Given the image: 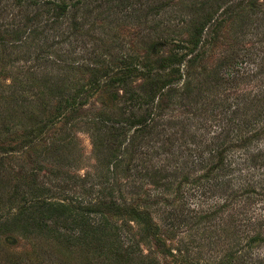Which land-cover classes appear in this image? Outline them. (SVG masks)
Instances as JSON below:
<instances>
[{
    "label": "trees",
    "instance_id": "16d2710c",
    "mask_svg": "<svg viewBox=\"0 0 264 264\" xmlns=\"http://www.w3.org/2000/svg\"><path fill=\"white\" fill-rule=\"evenodd\" d=\"M179 1L175 7V12L180 14L179 21L172 24L171 30V25L158 16L160 10L174 8L176 0H0L3 69L20 59L26 62L47 60L45 64L52 66V48L67 42L68 54H73L76 47L84 46L83 37L95 30L98 20L107 25L122 21L132 26L133 23L139 25L143 18L149 23V42L144 43L148 55L112 53L120 44L108 45L107 50H93L89 52L92 64L82 69L80 76L83 77L75 81L86 93L101 90L107 101L114 102L119 110L114 120L104 119L99 132H93L92 145L94 153L103 155L106 171L109 173L112 166L114 174L124 183L114 182L116 190L106 186L107 177H98L96 185L101 187L99 192L105 199L91 205H80L81 201L66 195L52 196L48 187L39 191L35 180L29 182L27 197L22 196L23 191L18 194L21 185H15L8 229L17 227L19 236L51 237L62 244H70V237L76 231L74 244L66 247L92 250L97 243L100 253L112 264H158L155 258L146 262L141 254L134 257L130 246L124 248L128 236H123V232L127 227L131 230V224L135 223L140 239H151L162 250L165 245L163 226L153 216L161 203L169 209L163 211L165 226L190 227L194 234L202 237L211 229L215 240L207 243L210 252L219 254V264H264V257L255 252L256 246L264 248V49L256 53L244 49L242 61L238 62L229 56L218 58L214 66H204L201 71L204 76L198 79L200 82H193L196 84L190 81L191 72L187 71L185 77L182 73L183 67L189 70L191 65L203 66L204 57L225 37L229 27L233 35L239 31L237 40L242 43L248 41L243 36L262 37L264 0ZM92 4L94 7L90 9ZM185 9L191 16L188 17ZM28 41L32 45L25 46ZM259 60V69L252 73L250 70L240 76L241 69H235L243 61L247 65ZM76 65V59L74 62L71 59L63 69L57 65L60 71L56 73L55 83L49 67L44 69V66L40 70L46 73L39 76L38 82L34 73L29 81L21 84V95L35 90L54 91L53 84L57 89L71 86L68 83L71 74L81 70ZM254 75L261 77L257 90L231 93ZM184 78L181 87H177L176 83ZM136 80L141 81L140 87L131 85ZM193 94L194 104L198 106L187 109L183 120L170 119L163 114L167 109L175 111L177 97ZM79 96L75 90L60 98L55 107V120L60 117L59 113L64 119L63 109L82 105ZM6 103L0 107V135L10 130L7 124L14 123L5 119L3 108L8 111L11 104L8 100ZM48 126L51 123L35 122L29 126L30 130L20 133L19 149L39 141ZM191 126H195L194 131ZM157 145L154 152H161L160 164H146L144 160ZM16 153H20L18 147L4 146L0 139V160L15 158ZM143 153L145 159L141 162L144 164L132 176L134 179L137 175L144 177L156 187L162 186L163 191L159 196L149 194L145 199L137 197L126 202L121 189L134 183L129 174L130 166L136 167L135 158ZM118 165L124 166L122 171ZM167 192L175 196L165 197ZM174 208L180 212L175 213ZM90 214L100 215L98 225H91ZM116 219L122 220L120 225L112 221ZM221 242L228 246L226 250H216ZM166 252L171 253L169 248Z\"/></svg>",
    "mask_w": 264,
    "mask_h": 264
},
{
    "label": "rangeland",
    "instance_id": "374dc122",
    "mask_svg": "<svg viewBox=\"0 0 264 264\" xmlns=\"http://www.w3.org/2000/svg\"><path fill=\"white\" fill-rule=\"evenodd\" d=\"M178 2L180 3L179 0H176V4L173 6L174 8L167 7L160 10V15L158 16L159 20L164 19L166 24L171 25L169 27L171 30L173 29L172 24H177L179 21L180 14L179 12H175V7ZM93 7V4L89 6L90 9ZM185 12L188 17L191 16L188 9H185ZM80 15H83V13ZM95 23L96 26L100 27L95 26V28H93L95 30L90 33L88 37H83V42H85L84 46L80 45L76 47L73 54H68L69 43L67 42L61 43L56 48L53 47L50 55V61H54L52 66H47V64H45L47 60H42L40 62L34 59H29L28 62L20 59L19 61H15L13 65L6 67V69H3V64L0 63V107L7 104V100L8 103H11L8 111H6L7 108H3V113L5 119L14 122L9 125L7 124L10 130H8L6 134L2 132L0 139H2V144L4 146L18 147L20 152L16 153L15 158L12 157L9 159L5 157L0 160V177H2V182L0 181V264H112L110 260H107L105 256L100 253L101 249L97 246V243H94L92 250L86 248L82 250L79 247H66L70 244H74V240L77 238L76 231V235L74 234L73 237H70V244L65 242L62 244L51 237L19 236V232L17 231L18 228L11 227L10 229L9 227L8 229L7 224L9 222L7 218H9L10 212H12L11 210L14 207V204L12 205V196H14L15 185H21L18 194H21L23 191L24 193L22 194L24 195L22 196L27 197L30 190V188H28L29 182L35 180L37 182L36 185L40 186L39 191L42 190V188L45 189L48 187L53 193L52 196L59 197L66 195L70 199L76 198V200L81 201L80 205H91L90 203L101 201L103 198L105 199V196L99 192L101 187L96 185L99 180L98 177H107L108 183L106 186L108 188L112 186L116 188V190L118 188L114 182L120 184L124 183L120 176H118V178L114 174L112 166L109 168V173L106 171V166L103 164V155L94 153V147L92 145L93 132H99L104 119L114 120L119 110L114 102L107 101L102 95L101 90L93 93H86L75 81L83 77L80 76L82 69L92 64L93 60L89 52H93V50L96 52L101 49L107 50L108 45L115 46L120 44L121 46L114 48L112 53H139L141 57L148 55L144 43L148 40L147 25L149 23L143 18L139 25L133 23L132 26L128 23H122V21L116 23V25H107V23H102L100 20ZM163 25L165 26V24ZM230 29L229 27V31L225 33L224 40L222 39L216 43L214 47H211L212 51L208 52V56L206 54L203 59V62H205L203 66L199 65L198 67V65H191L189 70H186L185 67L182 68L184 77L188 71L192 74L190 79L192 83L195 81L200 82L198 79L204 76L201 74L204 66H214L218 58L229 56L232 60L238 62L242 61V59H240L244 54L242 50H255L254 53H256L258 49H264V35L262 37L252 34L246 37L243 36V38H247L248 41L242 43V41L237 40V36H240L238 35L239 31L236 32L235 36ZM86 30L87 29H85V31ZM160 36L163 38L171 36V34L168 36ZM155 38L156 36L153 37V39ZM235 38L237 41L234 40ZM150 39L152 40V38ZM30 45H32V43L30 44L29 41L25 44V46ZM77 45L79 44L77 43ZM21 56L24 58L25 53ZM71 59L73 62L76 59L78 65L75 67H80L79 69H81L71 74L70 81H68L71 86H67L66 88L61 86L60 89H57L55 84H53L54 91L35 90L21 95V84L29 81L32 74L36 73L35 78L36 82H38L39 76L42 73L44 75L46 73H41L43 67L45 66L44 69L49 67L48 71L52 73L51 78L54 75L52 81L55 83L58 79L56 73L60 71L59 68H56L57 65H60V68L63 69L68 66ZM259 63L260 60L256 63L251 62L246 65L243 61V64H239V67L235 69H241L239 75L243 76L244 72L252 70L250 71V73H252L258 70L260 66ZM63 78L64 76H62L60 80L61 84ZM184 81L185 78L179 83H176V86L181 87ZM140 82V80H136L132 82L131 85L140 87ZM259 85H261V77L254 75L253 77H249L246 83L240 88L231 93L238 94L237 92L255 91ZM38 87H40V84ZM75 90H78V94L80 95L79 99H82V105H75L71 110L63 109L61 112L65 115H63L64 119H62V115L59 113L60 117L58 120H55L57 115L55 107L57 106L58 100L73 94ZM14 91L15 93L12 96ZM222 94L225 95L227 92L224 91L223 93L222 91ZM193 96H195V94L191 97H177L175 111L167 109L163 114L169 116L170 119L179 118L183 120L185 115H187V113H185L187 109L191 108L192 110L198 106V104H194L195 97ZM19 116L21 119H19ZM35 122H39V124L49 122L51 126L47 127L41 139L36 141L35 144L30 143L24 147L22 146V149H19V146H21V139L18 135L20 133L23 134L25 130H30L29 126L35 124ZM210 128L212 131L215 129L213 126ZM190 129L194 131L195 126H191ZM203 132V129L199 131L200 134ZM207 132L208 131H206L205 134ZM157 148L158 145L153 152L148 155V159L144 160V162L147 161L146 164H160L161 160L159 159L162 157L160 155L161 152H159V154H155L154 152ZM136 157H138L137 159L135 158L137 161L136 167L130 166L131 172H129V174L132 179H134L132 176L134 172L137 170V173L139 168H141L140 166L144 164L141 160L143 158L145 159L144 153L141 155L138 154ZM118 166L120 171H122L124 166ZM142 174L145 175V171H142ZM131 182L134 183H128L127 187L129 186V188L121 189V193L125 197L124 199L126 202L137 197L145 199L149 194L159 196L161 191H163L162 186L156 187L151 184L148 179L138 175L135 176V179ZM116 194H119L118 191H116ZM174 196L175 195L170 192L165 194V197ZM115 198H118V195H116ZM107 199L109 200V197H107ZM175 204L177 206L178 202H175ZM163 205L161 203L157 205V208L160 210L156 209V211H153V216L154 218L156 216L161 221L158 220L160 224L162 223V234H164L163 238H165L164 248L162 250L159 249L151 239H140L141 236L138 233V228L135 223L131 224V230H128L127 227L125 232H123V236H128L124 241L123 247H132L131 250L134 251V257L141 254L146 262H148L150 258H155L158 264H219V254L210 252L211 249L208 247L209 244L207 243L208 241L215 240L212 236L213 232H211V229L202 237L199 233L194 234L190 227H183L181 229H177L176 227L174 229V227L165 226L166 222L163 223L162 218L169 209L167 206ZM169 212L171 214L173 212L172 209H170ZM174 212L178 213L180 211L174 208ZM90 217L91 225H98L101 220L100 215L90 214ZM112 221L116 225H120L122 220L116 219ZM205 242L207 244H205ZM167 248H169L171 253L166 252ZM215 248L216 250L219 249L222 251L226 250L228 246L224 242H221L220 245ZM256 251L257 254L264 257V248L256 246L255 252Z\"/></svg>",
    "mask_w": 264,
    "mask_h": 264
}]
</instances>
